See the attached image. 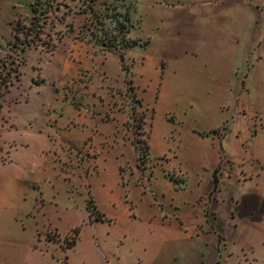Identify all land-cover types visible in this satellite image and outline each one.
<instances>
[{
  "label": "rangeland",
  "instance_id": "obj_1",
  "mask_svg": "<svg viewBox=\"0 0 264 264\" xmlns=\"http://www.w3.org/2000/svg\"><path fill=\"white\" fill-rule=\"evenodd\" d=\"M34 2L0 0V264H137L127 217L141 192L181 198L196 134L256 113L241 138L264 152V0ZM17 21L45 22L38 48ZM246 248L235 264H264Z\"/></svg>",
  "mask_w": 264,
  "mask_h": 264
},
{
  "label": "crops",
  "instance_id": "obj_2",
  "mask_svg": "<svg viewBox=\"0 0 264 264\" xmlns=\"http://www.w3.org/2000/svg\"><path fill=\"white\" fill-rule=\"evenodd\" d=\"M229 120L216 139L207 136L211 128L203 130L206 137L192 139L187 167L177 165L184 176L181 198L167 200L166 193L153 190L135 201L127 224L149 238L137 264H235L248 261L244 247L264 243V152L255 154L241 138L256 123V113L251 121L233 113ZM232 247L240 248L238 256H231Z\"/></svg>",
  "mask_w": 264,
  "mask_h": 264
},
{
  "label": "trees",
  "instance_id": "obj_3",
  "mask_svg": "<svg viewBox=\"0 0 264 264\" xmlns=\"http://www.w3.org/2000/svg\"><path fill=\"white\" fill-rule=\"evenodd\" d=\"M33 11L34 13H41V9L39 6V0H35L33 5ZM45 24V22H43ZM34 24V23H32ZM39 22V25L36 27H30L26 21H17L13 27L12 36H13V44L14 47L17 46L18 49L21 47V52H25L27 49H31L32 47H39L41 44L40 38L43 35V32L45 30L44 25ZM40 43V44H39ZM20 67V66H19ZM12 73H15V78H19L18 74V67H16L14 70H12ZM18 73V74H17ZM10 74V73H9ZM10 74V78L11 75ZM14 79L11 80H2V83H0V96L5 92H8L9 85L13 84Z\"/></svg>",
  "mask_w": 264,
  "mask_h": 264
}]
</instances>
